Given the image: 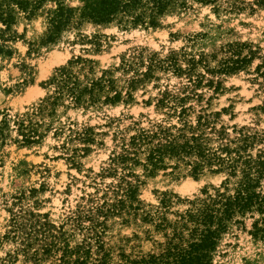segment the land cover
<instances>
[{
    "label": "rangeland",
    "instance_id": "1",
    "mask_svg": "<svg viewBox=\"0 0 264 264\" xmlns=\"http://www.w3.org/2000/svg\"><path fill=\"white\" fill-rule=\"evenodd\" d=\"M12 7L15 37L5 43L10 56L0 58V121L9 126L0 146V264H35L28 256L44 237L74 247L93 245L97 234L114 254L147 253L159 237L147 236L153 228L142 218L161 210L164 193L170 211H182L184 201L212 194L226 178L207 167L195 177L176 158L149 174L145 153L138 165L112 163L140 130L191 125L214 150L246 133L256 135L251 155L264 149V0H187L156 27L84 23L50 45L41 41L55 4L45 2L32 16ZM62 68H84L81 80L107 71L121 99L78 107L65 99L38 112ZM180 105L187 108L181 118ZM27 117L41 135L32 145L21 142L14 124ZM126 182L137 186V215L107 213ZM250 230L251 220L244 230L232 226L212 264H264V239Z\"/></svg>",
    "mask_w": 264,
    "mask_h": 264
},
{
    "label": "trees",
    "instance_id": "2",
    "mask_svg": "<svg viewBox=\"0 0 264 264\" xmlns=\"http://www.w3.org/2000/svg\"><path fill=\"white\" fill-rule=\"evenodd\" d=\"M79 5L70 7L65 0H0V58L10 56V49L5 44L13 40L15 32L11 31L13 5L29 16L45 2L55 4L48 11V24L43 45L56 43L61 34L84 23L108 26H158L159 20L177 9L185 8L187 0H77ZM209 3L212 0H196ZM173 58L166 61L173 65ZM82 61L80 58L75 63ZM86 62H90L86 60ZM80 68L73 72L72 68L58 70L48 84H55V90L44 99V105L38 112L51 109L67 99L74 107L81 105L94 106L100 101L114 104L121 99V94L114 90L113 81L103 72L100 78L87 76L81 80ZM113 93V94H111ZM129 97V95H128ZM103 98V100H102ZM182 98L178 100L180 104ZM164 105V101H160ZM187 108L180 105L175 111L178 117L185 115ZM18 136L24 145L38 142L41 135L30 117L14 121ZM202 123L198 121V128ZM37 125V124H36ZM9 129L8 120L0 121V146L4 144ZM175 130V133H172ZM197 127L184 124L166 128L156 126L154 130H140L131 136L123 153L111 159L112 163L125 164L138 162V155L145 153L144 169L149 174L164 167L166 158H176L190 167L193 176L202 174L208 168L211 174H225L221 186L212 194L203 192V197L184 201L188 207L182 211H170L171 195L163 194L160 201L161 210L154 214L147 213L142 222L152 226L151 232L158 236L153 240V248L147 253L119 252L106 247L101 235L95 234L94 244L84 240L70 247L68 242L59 245L56 241L44 242L40 250L33 251L28 258L35 264H212L214 253L232 226L245 229L247 220H251L249 233L254 238L264 239V149L257 150L253 156L250 150L256 135L240 133V136L221 144L215 150L210 148L201 135H193ZM190 132L188 136L186 133ZM242 132V131H241ZM126 167V164L124 165ZM112 169V168H110ZM233 182L231 183V181ZM123 189V188H122ZM137 186L125 183L124 191L115 203L107 209V213L136 216L139 208L134 203ZM106 215V213H105ZM171 215V218L168 217ZM126 222V221H125ZM55 239V237H54ZM92 239V238H89Z\"/></svg>",
    "mask_w": 264,
    "mask_h": 264
}]
</instances>
